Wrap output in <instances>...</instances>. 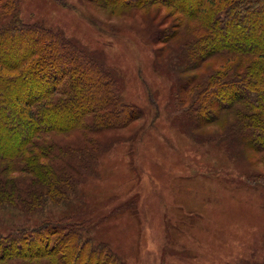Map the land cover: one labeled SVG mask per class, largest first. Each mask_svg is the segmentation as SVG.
Returning <instances> with one entry per match:
<instances>
[{"label":"trees","instance_id":"16d2710c","mask_svg":"<svg viewBox=\"0 0 264 264\" xmlns=\"http://www.w3.org/2000/svg\"><path fill=\"white\" fill-rule=\"evenodd\" d=\"M89 1L118 19L178 16L174 31L161 22L151 40L165 50L156 70L180 81L172 89L176 116L189 130L217 127L200 141L232 158L249 149L264 166V0ZM19 4L0 0V210L35 215L71 205L99 161L98 137L129 129L143 114L100 56L60 31L25 23ZM254 179L264 189V173ZM96 226L46 218L0 232V264H125L94 241ZM236 264H264V254Z\"/></svg>","mask_w":264,"mask_h":264},{"label":"rangeland","instance_id":"374dc122","mask_svg":"<svg viewBox=\"0 0 264 264\" xmlns=\"http://www.w3.org/2000/svg\"><path fill=\"white\" fill-rule=\"evenodd\" d=\"M19 2L25 23L60 31L100 56L120 76L125 101L143 116L129 129L98 137L99 161L83 176L71 205L35 215L2 209L0 232L35 226L46 218L94 220V241L107 243L125 264L261 259L264 189L256 186L254 175L263 174L264 166L250 160L249 149L232 158L201 142L199 137L205 136L200 133L219 129L189 130L172 107V89L179 87V79L156 70L164 63L161 58L156 62L164 47L151 41L153 34L161 22V28L171 29L178 16L165 10L152 22L149 17L156 11L145 18L135 12L118 19L89 0H66L67 7L55 0ZM179 43L172 40L170 44H177L173 51H180Z\"/></svg>","mask_w":264,"mask_h":264}]
</instances>
